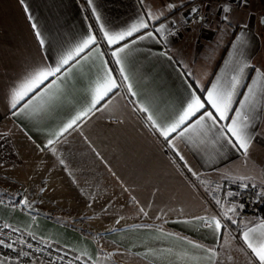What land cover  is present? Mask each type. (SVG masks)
I'll list each match as a JSON object with an SVG mask.
<instances>
[{
  "label": "crops",
  "instance_id": "0c3cea01",
  "mask_svg": "<svg viewBox=\"0 0 264 264\" xmlns=\"http://www.w3.org/2000/svg\"><path fill=\"white\" fill-rule=\"evenodd\" d=\"M196 5L201 6L200 16L185 26ZM149 14L157 18L150 20ZM262 14L264 0H0V190L6 193L0 196V220L90 264H259L242 235L264 221V210L238 219L236 199L248 191L264 202ZM141 19L149 27L117 45H109L100 31L101 25L110 32L124 31ZM161 25L162 32L156 33ZM36 31L45 41L43 47ZM148 31L157 39H137ZM88 34L96 36L92 57L59 82L56 98L43 110L12 115L25 102L11 108L14 85L35 66H54ZM133 39L137 43L132 44ZM123 43H129L121 54L128 82L112 56ZM105 64L120 85L115 95L101 101V111L93 110L78 121L79 127L46 146L89 105ZM244 65L248 67L241 73ZM236 75L240 82L229 117L249 86L255 88L247 109V155L217 139L219 131L211 127L173 140L180 159L151 127L148 113L139 110L147 107L158 123L168 124L193 90L203 100L200 91L206 96L216 83L228 89ZM129 82L135 96L128 91ZM206 110L214 111L209 105ZM12 151L18 158L14 167ZM28 158L34 159L32 170ZM11 168L17 169V188L10 182ZM28 175L34 177L29 187L34 193L20 192L28 188ZM216 182L226 184L220 198L208 187ZM13 190L36 199L52 215L25 211L6 197ZM230 207L235 210L227 213L228 219L221 213ZM195 217L221 219V232ZM188 241L214 249L216 256L209 259L208 252ZM0 264L20 263L0 258ZM32 264L48 263L37 259Z\"/></svg>",
  "mask_w": 264,
  "mask_h": 264
},
{
  "label": "snow or ice",
  "instance_id": "6c2138e0",
  "mask_svg": "<svg viewBox=\"0 0 264 264\" xmlns=\"http://www.w3.org/2000/svg\"><path fill=\"white\" fill-rule=\"evenodd\" d=\"M89 2L91 3V0H89ZM168 7L172 8L173 5H168ZM27 11L28 9L25 8V12ZM192 11L195 12L196 9L193 8ZM224 11L228 12L229 8L225 7ZM156 18L157 17L152 14H149L148 16V19L150 20ZM31 19L32 17L29 16V20ZM262 22H264V20H262ZM32 27L33 29H36L37 26L33 23ZM148 27V23L141 19L139 22L133 23L124 31L110 32L103 25H101L100 31L103 33L104 38L109 45H117L120 44V42L125 41L127 38L132 37L134 33H138L141 29H147ZM163 28L164 26L161 25L155 29V32L161 33ZM35 35L41 47H43L45 41L42 38L41 33L36 31ZM149 37L154 40L157 39L152 31H148L144 35H139L137 39L142 41ZM137 39H133L131 43H137ZM95 44L96 36L88 34L71 50L62 55L54 66L38 65L27 72L12 89V109H17L21 101H25L23 106L19 107L18 111H13L12 115L16 116L30 113L33 110H43L53 99L56 98L55 94L60 90L59 82H61L62 79H67L76 66L81 65L82 62L87 63L92 57V52L95 50L93 46ZM128 48L129 43H123L112 51V56L115 58V62L118 65H121L120 75L126 82L130 81V77L126 74L125 68L123 67L124 61L121 54ZM161 54L163 55L164 53ZM244 67H248V65H244L240 69L241 73L243 72ZM101 71L102 75H98L95 86L91 90V100L89 105L81 111H78L59 129V131L55 132L53 134L55 139H49L46 146H51L58 142L59 138L70 129L75 130V127H79L78 121H81L84 117H88L90 113H93V110L101 111V108L97 107L100 105L101 101L106 97H109L110 94L113 96L115 95L114 90L120 87V85L117 80L113 78L112 72L108 69L106 64ZM257 71L259 72L258 69ZM261 76H264V73H262ZM239 82V75H236L232 77L231 86L228 89H222L219 83L213 84L212 87L208 89L203 100L193 90L182 109L175 116V119L168 124L158 123L157 119L151 114L147 107L141 106L139 110L148 113L147 120L150 122L151 127L159 132L160 136L167 141L168 146L176 152L177 156H180V153L176 149L173 140L177 137L183 139L186 135L192 133L199 134L200 132H206L211 130V127L218 129L219 135L217 136V139H223L233 147L238 146L239 149L247 155L250 143V137L247 133L249 127L247 109L252 102V97L255 95V88L249 86L248 93L245 95L244 99L240 101V107L234 110L235 115L229 117L228 113L232 109L233 95ZM255 83H257V81H254V84ZM127 86L129 93L135 96L136 93L133 91L130 82ZM189 87L191 88V85H189ZM206 105H209L214 111L206 110ZM221 121L230 122L221 124ZM174 133L176 134L175 136L172 135ZM180 159H183V156H180ZM61 163H63V161H61ZM189 171H191V169H189ZM19 203L26 204V201L21 200ZM216 203L219 205L220 201L217 200ZM240 207L242 208L243 205H240ZM234 210L233 207H230L226 212H222L221 215L231 219V217H228L227 213L234 212ZM140 211L143 212L144 210L141 208ZM194 219L203 221L204 226L212 228L216 233L221 232L222 222L221 219H218L217 217H195ZM232 222L235 223L236 221L233 220ZM5 227H8V225H5ZM242 239L259 264H264V221H261L256 226L249 227L244 231ZM188 243L191 244L193 248L202 249L208 252L209 259L216 256L214 249H205L203 245L193 241H188ZM0 246L7 248L13 247L12 244L5 243L3 240H0ZM28 246L31 247V245ZM21 255H27V253H21Z\"/></svg>",
  "mask_w": 264,
  "mask_h": 264
},
{
  "label": "built area",
  "instance_id": "2783aa9c",
  "mask_svg": "<svg viewBox=\"0 0 264 264\" xmlns=\"http://www.w3.org/2000/svg\"><path fill=\"white\" fill-rule=\"evenodd\" d=\"M219 3L228 2L230 0H217ZM185 18V26L196 21L200 16L201 6L194 7ZM193 9V8H192ZM226 184L211 185L210 189L215 194H221ZM238 219L248 216L258 215L264 210V202L258 199L253 193L241 191L237 196ZM240 205H243L241 208ZM0 220V240L13 245L12 248L0 246V258L4 260H14L20 264H32L37 259H43L48 264H90L84 258L75 256L68 249L57 245L56 243L44 238L35 237L26 233L22 229L8 225ZM22 241V242H21ZM28 245H31L29 247ZM27 253V255H21Z\"/></svg>",
  "mask_w": 264,
  "mask_h": 264
},
{
  "label": "rangeland",
  "instance_id": "374dc122",
  "mask_svg": "<svg viewBox=\"0 0 264 264\" xmlns=\"http://www.w3.org/2000/svg\"><path fill=\"white\" fill-rule=\"evenodd\" d=\"M263 18H264V14H262L261 16H260V18H259V22H260V24L262 23V20H263ZM12 150V149H11ZM10 157H12V158H10V161H11V166L12 167H14L15 166V164L17 163V161H18V158H17V156L16 155H14V152L12 151V152H10ZM31 162V163H30ZM30 163V164H29ZM27 168L28 169H30V170H32L33 168H34V159L33 158H31V159H27ZM12 170H11V173H9V177L10 178H12L11 180H10V182L12 183V185L14 186V188H17V187H19L21 184H19V182H18V180H14V175H13V172L14 171H17V169L16 168H11ZM32 181V182H31ZM34 181V177H30V175H28V177H27V180H25V182L27 183V185H28V188H27V190H25V191H20V192H31V193H34V189H29V187H30V185H33V182ZM30 183H32V184H30ZM215 184H225V183H221V182H216V183H211V184H209V188L211 187V185H215ZM225 189V188H224ZM15 191H19V189H14ZM11 191V195H8V196H6V197H8V199H11V200H13V199H15V191ZM210 190V192L211 193H214L211 189H209ZM7 192V191H6ZM8 193V192H7ZM224 193V190L222 191V193L221 194H215L218 198H220L221 196H222V194ZM4 194H6L4 191H2V190H0V196H5ZM238 196V195H237ZM236 202H237V199H236ZM47 208H50V207H47Z\"/></svg>",
  "mask_w": 264,
  "mask_h": 264
},
{
  "label": "water",
  "instance_id": "95a60500",
  "mask_svg": "<svg viewBox=\"0 0 264 264\" xmlns=\"http://www.w3.org/2000/svg\"><path fill=\"white\" fill-rule=\"evenodd\" d=\"M21 200H25L26 204H20L18 202V205L22 209H24L25 211H28L30 213L41 214V215H44V216L52 215L50 210L45 209V208L41 207L40 205H38L37 202H36V199L31 198L28 194L21 195V198L19 199V201H21Z\"/></svg>",
  "mask_w": 264,
  "mask_h": 264
},
{
  "label": "trees",
  "instance_id": "16d2710c",
  "mask_svg": "<svg viewBox=\"0 0 264 264\" xmlns=\"http://www.w3.org/2000/svg\"><path fill=\"white\" fill-rule=\"evenodd\" d=\"M228 45L224 49V54H225V52H226V50L228 48ZM192 83H193V81H192ZM204 93H205V90L200 91V94H201L202 97H204ZM20 198H21V195H15V201L13 203H18Z\"/></svg>",
  "mask_w": 264,
  "mask_h": 264
}]
</instances>
